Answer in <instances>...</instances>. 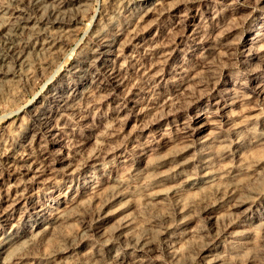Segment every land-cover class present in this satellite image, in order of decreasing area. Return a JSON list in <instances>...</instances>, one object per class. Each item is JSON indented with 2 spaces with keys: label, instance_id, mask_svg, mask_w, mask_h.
<instances>
[{
  "label": "rangeland",
  "instance_id": "374dc122",
  "mask_svg": "<svg viewBox=\"0 0 264 264\" xmlns=\"http://www.w3.org/2000/svg\"><path fill=\"white\" fill-rule=\"evenodd\" d=\"M43 2L0 0L38 34L0 84V264H264V0Z\"/></svg>",
  "mask_w": 264,
  "mask_h": 264
},
{
  "label": "bare ground",
  "instance_id": "6f19581e",
  "mask_svg": "<svg viewBox=\"0 0 264 264\" xmlns=\"http://www.w3.org/2000/svg\"><path fill=\"white\" fill-rule=\"evenodd\" d=\"M45 2H46V0H44V2H43L44 6H45ZM36 34H37V32L35 31L34 25H31L29 22V19L26 18L25 16H22L21 13H19V12H12V13L7 12L2 16V22L0 24V36H2L4 42L7 44V49H5L4 52L0 50V84L2 83V78L4 76L3 74H7L9 72V70L11 69V67L17 65V63H22L23 61L27 60V56L31 52V44L33 42L32 40L38 35V34L37 35ZM44 35H46V34H44ZM253 39H254V37H253ZM41 41H43V40H41ZM255 41H256V39H255ZM33 44H35V43H33ZM41 45H44V43ZM156 53H158V51ZM77 70H79V69H77ZM83 75H84V73H83ZM83 75H81V76H83ZM224 171H225L224 169H217V170L211 169L210 171L208 170L202 176L203 180H201V179L199 180L196 176H194V173L187 174L184 177L185 186H196V185L204 183V182L205 183L209 182L211 184L218 185V180L225 176ZM10 204H9V206H11ZM44 209L45 208H42V211H41L42 214L46 213V210H44ZM3 212H4V210H2V213ZM51 214H52V212H51ZM3 217H4V215H3ZM13 238H15V237H10V236L5 237L1 242V244L3 245V248L5 247V249H6L7 245H9L14 240ZM5 249L2 253L5 252Z\"/></svg>",
  "mask_w": 264,
  "mask_h": 264
}]
</instances>
